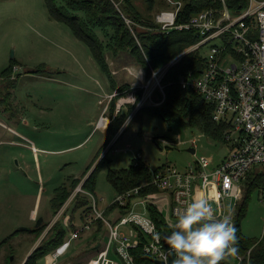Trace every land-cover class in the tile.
Here are the masks:
<instances>
[{
  "label": "rangeland",
  "instance_id": "obj_1",
  "mask_svg": "<svg viewBox=\"0 0 264 264\" xmlns=\"http://www.w3.org/2000/svg\"><path fill=\"white\" fill-rule=\"evenodd\" d=\"M112 1L122 9L123 0ZM147 1L131 0L145 18L153 19L171 8L166 0H154L153 8L149 9ZM206 52L207 49L203 53ZM12 59L16 61L12 76H0V84L16 81L7 99L8 108L0 104V264H25L52 234L50 230L42 240L47 229L40 234L34 228L40 218H43L41 225L58 218L60 211L51 206L55 190L80 180L110 141L107 126L114 97L118 98L117 114L122 97L128 99L133 94L138 103V94L143 92L141 86L148 80L144 69L133 64L131 57L120 54L114 58L109 54L114 90L108 74L102 71L90 50L74 38L67 26L50 18L44 0H0V73ZM39 69L43 72L35 73ZM122 89L124 92L117 96ZM153 100L156 104L155 97ZM137 103L122 106L119 112L127 113L129 105L135 111L91 169L107 154L97 173L93 196L98 210L112 223L119 212L108 210L117 197L107 181L110 169L128 168L138 154L151 170L170 166L187 172L200 157L209 158L212 169L231 152L229 144L197 127L168 124L149 114L134 118ZM191 148H195V154L189 152ZM80 194L86 196L89 205L73 213L74 200L65 212L75 219L79 229L83 227L82 217L87 209L93 207L92 197ZM194 198H201L198 190ZM134 210L146 212L139 205ZM62 217L58 218L57 227L65 229ZM20 228L34 230L18 231ZM105 231L97 238L94 232L83 233L59 263L85 264L97 255V250L92 249L106 238ZM241 231L252 240L264 238V202L260 190L248 200ZM236 263L233 257L227 259V264ZM37 264H53L51 254ZM120 264L125 262L120 260Z\"/></svg>",
  "mask_w": 264,
  "mask_h": 264
},
{
  "label": "built area",
  "instance_id": "obj_2",
  "mask_svg": "<svg viewBox=\"0 0 264 264\" xmlns=\"http://www.w3.org/2000/svg\"><path fill=\"white\" fill-rule=\"evenodd\" d=\"M166 1L171 8L156 16L162 32H193L199 41L161 70L153 71L147 84L141 86L143 95L138 103L133 94L132 99L122 97L118 112L122 106L130 103H137L136 112L150 104L158 105L153 100L156 90L162 93L163 102L166 95L162 81L169 70L187 54L199 52L206 64L205 70L199 77H182L180 85L183 89L200 94L215 107L213 120L217 124L227 125L224 138L231 152L212 169V161L200 157L187 172L168 166L154 172L141 186L117 194L108 210L113 206L126 210L121 214L117 209L119 215L113 219V223L105 218L104 212L98 210L95 197L83 190L84 180L60 210L58 218L63 215L62 222L69 239L51 254L53 264H68L59 263V260L68 254L83 233L93 232L98 221L103 223L107 235L98 244L97 255L85 264H120V260L125 264H136L131 251L141 246V234L147 237L143 246L145 254L168 263L170 254L156 223L148 214L149 205L158 207L161 195L167 194V200L162 204V214L167 224L175 229L174 222L199 190L202 192L201 198L211 202L214 215L222 217L230 214L235 226L236 212L244 197L247 178L255 170L264 174V0H249L248 7L240 12L232 11L227 0H221L220 9L202 11L183 24L177 23L183 2ZM126 22L131 25L130 20L126 19ZM205 49L207 52L203 53ZM142 159L141 154L135 157L136 163ZM149 187L157 188L162 193L141 197V191ZM80 193L90 195L93 201L92 209L82 217L81 229L76 227L72 216L65 214ZM260 198L264 202V187L260 190ZM138 205L144 206L146 212H136L134 209ZM58 218L49 224L42 240L59 221ZM235 256L237 264H240L244 257Z\"/></svg>",
  "mask_w": 264,
  "mask_h": 264
},
{
  "label": "trees",
  "instance_id": "obj_3",
  "mask_svg": "<svg viewBox=\"0 0 264 264\" xmlns=\"http://www.w3.org/2000/svg\"><path fill=\"white\" fill-rule=\"evenodd\" d=\"M176 1L183 2V7L177 18V23L179 24L187 23L193 16L202 11L211 8H221V0ZM44 2L50 18L70 29L74 38L90 50L96 63L104 73L108 74L109 78L111 76L108 62L109 54L114 58L120 54L128 55L133 59V64L144 69L146 78L149 80L153 71L161 70L199 41L193 32L173 31L169 34L162 32L160 25L156 22V17L153 19L143 17L131 0H123L122 9L116 7L112 0H44ZM147 2L150 5L149 9H152L155 1L148 0ZM227 4L232 11L240 12L248 7L249 0H227ZM126 19L131 21L130 26ZM140 26L142 28L139 29L138 27ZM15 67L16 61L12 59L10 65L0 73V76L10 78ZM205 68V61L199 52H192L184 56L180 62L169 70L162 81L165 86V100L162 102L163 95L159 90H156L154 97L158 105L143 107L137 111L134 118L142 114L158 116L168 124L175 123L197 127L205 134L225 143L224 132L227 129V125L214 122L213 113L215 107L206 102L200 94L193 90L183 89L180 85L182 77H199ZM41 72H43L42 69L35 71V73ZM110 80L111 87L115 90L116 86L113 78H110ZM15 82V80H12L0 84V104L5 105L6 108H8L7 99L11 96V90L15 88ZM121 92H124V89L120 90L117 96H120ZM142 95L143 92L140 91L137 98L138 102L141 100ZM114 98L110 110L111 122L108 126L110 141L104 145L102 152L107 148L111 140L119 134L135 111V107L129 105L127 113L118 112L115 115L118 98ZM101 153L96 156L92 165L88 167L80 180L75 179L70 187L63 184L55 190L54 198L51 201L53 209L60 211L84 180L83 190L94 195L96 176L107 158V154L93 171L91 169ZM159 170H162V168L151 170L142 160L138 163L133 160V163L128 168L120 170L110 169L107 173V181L117 194H123L141 186L143 182L151 178L154 172ZM259 172V170H255L247 178L244 185V199L239 204L235 217V228L238 237L236 254L244 257L240 264H264V238L252 240L244 236L241 231V222L245 218L249 198L253 192L264 187V174ZM159 193H162V191L149 187L142 190L140 196L145 197ZM75 201L76 206L73 213L89 205L86 196H81V194L76 196ZM111 209H119L121 214H124L126 210L117 208V206H113ZM90 210L88 208L87 212ZM148 214L156 223L162 237L163 234L169 235L175 230L167 224L164 215L157 207L149 205ZM49 224H43L35 230L41 234L47 229ZM57 225L58 222L51 229L50 232L52 234L50 237L41 243L25 264H37L42 257L52 254L65 242L67 232L63 228H58ZM102 231H105V227L101 221H98L93 229L96 235L95 238L99 237ZM140 239L142 242L141 246L131 251L134 262L136 264H153V259L145 254L143 249L144 243L147 242V237L141 234ZM101 242H97L92 250H97V246ZM249 251L251 253L248 256ZM231 257L236 259L235 255L229 253L220 264H227V259Z\"/></svg>",
  "mask_w": 264,
  "mask_h": 264
},
{
  "label": "clouds",
  "instance_id": "obj_4",
  "mask_svg": "<svg viewBox=\"0 0 264 264\" xmlns=\"http://www.w3.org/2000/svg\"><path fill=\"white\" fill-rule=\"evenodd\" d=\"M237 239L230 214L216 217L206 198H193L165 237L172 264H220L236 254Z\"/></svg>",
  "mask_w": 264,
  "mask_h": 264
},
{
  "label": "water",
  "instance_id": "obj_5",
  "mask_svg": "<svg viewBox=\"0 0 264 264\" xmlns=\"http://www.w3.org/2000/svg\"><path fill=\"white\" fill-rule=\"evenodd\" d=\"M189 152H191L192 154H195L196 153V150H195V148H191V149H189ZM42 223H43V218H40L38 224L35 226L34 229H38L41 226ZM34 229H31V228H20L18 231L31 232ZM166 236H167V234H163L164 243H165L166 249L168 250V245H167L166 240H165V237ZM97 248H99V246H97ZM173 259H174V257L172 255H170V258H169L168 263H165L163 261H158V260H154L153 259V264H172V260Z\"/></svg>",
  "mask_w": 264,
  "mask_h": 264
},
{
  "label": "crops",
  "instance_id": "obj_6",
  "mask_svg": "<svg viewBox=\"0 0 264 264\" xmlns=\"http://www.w3.org/2000/svg\"><path fill=\"white\" fill-rule=\"evenodd\" d=\"M117 88H119V86L117 87ZM118 90V89H117ZM115 115H116V112H115ZM103 119H105V118H103ZM109 120V119H108ZM108 126H109V124H108ZM108 126H107V128H108ZM120 133V132H119ZM224 160V159H223ZM221 164V163H220ZM219 165V164H218ZM218 165H216V166H218ZM198 195H199V197H202V192L201 191H199L198 190ZM162 197H160V200H159V205H158V209H159V211H161V213H163V211H162V209H163V206H162V204H164L165 203V201L167 200V194H163V195H161ZM239 207V206H238ZM238 210V209H237ZM236 214H237V212H236Z\"/></svg>",
  "mask_w": 264,
  "mask_h": 264
}]
</instances>
